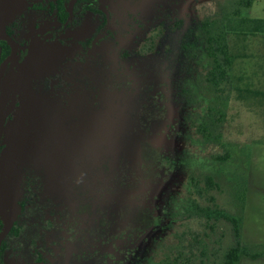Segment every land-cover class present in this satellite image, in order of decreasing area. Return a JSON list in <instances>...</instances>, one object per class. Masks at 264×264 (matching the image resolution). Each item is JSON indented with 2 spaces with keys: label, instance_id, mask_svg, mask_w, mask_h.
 <instances>
[{
  "label": "rangeland",
  "instance_id": "obj_1",
  "mask_svg": "<svg viewBox=\"0 0 264 264\" xmlns=\"http://www.w3.org/2000/svg\"><path fill=\"white\" fill-rule=\"evenodd\" d=\"M235 1L161 0L156 21L147 20L135 30L116 25L118 48L127 45L129 50V56L121 62L124 77L141 90L149 91L146 98L149 110L145 117L152 116L151 119L162 124L159 126V123V132L152 139V132L142 129V123L149 119L134 112L137 133L130 137L126 135L128 144H132L128 154L143 160V168L138 163L137 172L140 171L145 187L135 194L134 204L119 210L120 216L132 226L130 236L117 235L114 241L104 245L102 264H167L179 255L193 264H222L227 251L236 243L233 224L225 219L189 218L184 207L193 201L203 207L210 206L237 217L242 216L244 225L249 197L246 212L248 224L256 228V234L264 240V115L257 109L248 108L246 103L235 100L234 93L230 97L225 84H222V88L226 90L217 92L207 82L205 46L194 38L192 32L205 18L221 14L222 7L230 10ZM167 9H171L169 18L166 17ZM242 13L254 19H264V0H257L251 8H244ZM80 28L75 26L74 33L79 32ZM123 30L127 32L126 35ZM86 31L88 37L94 34L92 26ZM249 44L250 54L259 53L263 47L260 39L252 38ZM256 61H246L247 69L255 70ZM76 65L77 62H71L70 66ZM73 94L55 93L51 97L61 108L68 106L72 110L75 107L72 97L80 99L79 95L75 97ZM120 100V96L115 94L113 105ZM22 108L17 111L22 113ZM118 113L114 111L113 117ZM50 121L34 123V130L28 134L20 136L13 132L9 136L24 137V140H20L23 141L21 145L38 146L36 152L39 156L35 157L34 164H39L44 179L36 182V196L42 199L52 197V204L71 211L74 207H68V199L61 194L58 196L57 189L71 190L77 182L86 186L89 183L88 172L94 165L89 159L88 147L73 139L70 133L54 129L53 118ZM17 128L15 125L6 129L22 134ZM89 132L88 127L79 130V134L85 136ZM124 135L123 130L120 137L123 143L126 141ZM16 141L13 140V143ZM147 141L157 158L155 164L150 162V152L141 146ZM24 154L22 147L10 148L6 172H10L15 164L24 163ZM228 154L230 156L225 161L220 158ZM167 156L174 160L172 166L164 160ZM50 173L52 181L48 178ZM207 176L214 178L220 185L219 189L207 188ZM245 187L248 197L243 210L238 192H243ZM249 188L252 190L250 196ZM50 189L53 192L50 193ZM198 190H203V193L199 194ZM9 192L10 197L5 202L17 208L18 214L17 191L14 189L12 192L11 188ZM37 214H25L24 217L29 219L26 223L28 229H33L36 223L34 231L37 229L38 232L41 226L37 225ZM248 230L251 231L249 226L243 234L242 227V241L250 247H257L260 245L256 244L258 239L252 238ZM94 232L95 227L92 234ZM33 240L37 246L41 245L39 238L30 233L12 237L6 255L7 264L32 263L35 254ZM98 263L96 257L75 262ZM256 264H264V260Z\"/></svg>",
  "mask_w": 264,
  "mask_h": 264
},
{
  "label": "trees",
  "instance_id": "obj_2",
  "mask_svg": "<svg viewBox=\"0 0 264 264\" xmlns=\"http://www.w3.org/2000/svg\"><path fill=\"white\" fill-rule=\"evenodd\" d=\"M68 1L58 0L56 4L57 15L63 23L69 15ZM84 1L78 2L75 9L76 17L71 25L75 27L81 20L91 16H95L99 21L102 18L104 24L96 26L95 35L106 30L105 38L94 45L93 38L79 36L80 38L77 39L74 36L78 33H74L72 39L59 40L54 47L48 48L45 52L48 53L46 56L41 49L28 72L31 74V77L29 74L30 84L17 98V110L23 107L22 102L25 101L26 111L20 114L18 111L14 112L12 120L15 124L33 125L53 118L54 129L70 133L73 139L88 147L89 159L94 165L88 172L89 183L83 186L77 182L71 190L58 187L57 195H63L68 199V207H74L69 211L67 208L61 209L60 206L52 204V197L42 199L41 196H36L37 184L27 181L18 197L21 207V211L17 214L18 219L16 218L15 226L2 246V259L10 249L9 241L12 237L30 233L36 235L41 242V245L37 246L33 240L35 254L32 263L28 262L30 264H75L76 261H86L92 257L98 258V264H102L101 252L104 245L114 241L117 235L130 236L132 226L120 216L119 210L134 204L135 194L145 187V182L140 177V171L137 172L138 163L143 168V160L129 156L128 151L132 144H128L126 135L130 137L137 133L134 112L140 113L144 119H149L150 124L144 121L142 129L145 132H152V139L153 135L159 132V123V126L162 123H158L154 118L151 119L152 116L145 117V113L149 110L146 102L149 91L141 90L138 85L131 84L127 77H124L125 72L121 69V62L129 56V50L127 45L118 48L119 43L115 41V27L121 24L135 30L141 28L147 20L156 21L161 0H120L119 4L117 0H110L112 16L110 29H107L106 16L98 4H87ZM256 1L236 0L230 10L222 7L221 14L213 18H205L192 32L194 38L205 46L207 82L215 87L217 92H224L226 88H222V84H225L228 86L230 97L234 93L235 100L246 103L245 106L253 110L257 109L264 115V19H254L242 13L244 8H251ZM167 10L166 17L169 18L171 9ZM123 33L127 34L125 30ZM252 38L260 39L262 42L263 47L259 53L248 52ZM71 42L72 46H70ZM101 44H103L102 49L99 48ZM252 59L257 60L256 68L250 71L247 69L246 61ZM71 62H77L78 65L71 67ZM33 77L38 80L37 84L33 83ZM67 92L74 93L75 97L79 95L80 98L77 100L72 97L75 105L72 110L68 106L61 108V105L51 97V94H67ZM115 94L121 99L117 105H113ZM86 100L87 105H85ZM114 111L119 112L115 117H113ZM69 113L73 114L71 120L67 118ZM83 114H87V120L83 119ZM58 116L59 120L56 119ZM85 127L89 128L88 136L79 134V130ZM123 130L126 140L124 143L120 141ZM148 141L141 146L150 152V162L155 164L157 158L154 153L152 154ZM21 143L23 141L17 140L11 145L22 147L23 150L32 148ZM33 146L36 149L32 153L25 152L24 160L28 161L27 158H31V162L36 161L35 157L39 156L36 151L39 149L37 144ZM229 156L228 154L220 158L225 161ZM164 160L170 166L174 163V160L168 156L164 157ZM34 165L35 180L44 179L39 164ZM48 178L52 181V173L48 174ZM206 183L208 189L220 187L212 176L206 177ZM198 193L202 194L203 190H198ZM246 198L245 187L243 192H238L243 210ZM48 208L51 209L48 211ZM184 210L189 218L225 219L233 224L236 243L227 251L222 264H239L244 257L250 259L264 257V244L250 247L242 242V216L237 217L210 206L203 207L196 201L184 207ZM24 213L31 216L38 213L36 219H38L37 225L41 226L40 231L37 232V229L34 231V228H37L36 223L33 229H28L26 223L29 219L24 217ZM20 222L23 224L21 225ZM93 227L95 232L92 234ZM1 228L0 219V230ZM181 257L176 256L167 264H193Z\"/></svg>",
  "mask_w": 264,
  "mask_h": 264
},
{
  "label": "flooded vegetation",
  "instance_id": "obj_3",
  "mask_svg": "<svg viewBox=\"0 0 264 264\" xmlns=\"http://www.w3.org/2000/svg\"><path fill=\"white\" fill-rule=\"evenodd\" d=\"M70 1L71 0H69L67 4L69 15L63 23L61 18L57 15L56 4L58 3V0H0V31L6 33L14 44H11L7 40H0V66L15 51V56L8 63L0 85V110L5 113L4 134L2 145L0 146V204L7 205L5 200L10 197L9 190L12 188V192H14L15 189L17 191V205L19 212L21 211V207L18 202V197L20 192H22L23 187L25 188L27 181L31 184H36L37 180H35L34 177L36 173L33 172L36 170V167L34 162H31L32 159L27 158L28 161L23 159L24 163L20 162L19 164H15V167H13L10 172H6L5 164L8 161L7 152L10 148L13 149V147H17L16 145H11L13 140L25 139L24 137L15 138L14 135L7 136L8 131L11 129L6 128H8V126L16 125L18 127L17 129L22 134H28L30 133V130H34L35 127L30 123L21 125V123L15 124L14 120H12L13 113L17 112V98H19L24 92L25 87L30 84L29 80L31 74L28 72L40 50L42 49L46 56L48 54L45 53L46 50L54 47L59 40L72 39L74 26L71 25V23L75 20V9L80 0L77 1L72 16L70 14ZM84 2L87 4H98V7L106 16L105 24L107 25V29L112 28L111 7L109 5L110 0H85ZM117 3L119 4L120 0H117ZM102 8H106L109 13V18ZM100 24H104L102 18L100 21L97 20L95 16L85 18L77 24V26H81V28L80 31L77 32L78 34L75 33L77 35L74 37L77 39L80 38L79 36L93 38V44L97 45L106 36V30L95 35V33H97L96 26ZM89 26H92L94 30V34L90 37H88L89 33L86 31ZM72 44L73 43L71 42L70 46H72ZM123 46L124 45H122V47ZM33 80V83L37 84L38 80L35 79V77H33ZM24 102H22V105ZM26 106V104L23 105V112L26 111ZM69 114L71 115L70 117ZM69 114L67 118L71 120L73 114ZM56 119L59 120L60 117L58 116ZM83 119H88L87 114H83ZM17 148L19 149V147ZM33 149L35 150L36 148L33 146L28 149L25 148L23 151L26 153H32ZM39 168L41 169L40 166ZM7 185H9V187ZM16 218L17 213H15V223ZM0 219L2 221L1 232L4 227V222L1 217ZM6 255L7 253L4 254L2 259L0 251L2 264H7Z\"/></svg>",
  "mask_w": 264,
  "mask_h": 264
},
{
  "label": "water",
  "instance_id": "obj_4",
  "mask_svg": "<svg viewBox=\"0 0 264 264\" xmlns=\"http://www.w3.org/2000/svg\"><path fill=\"white\" fill-rule=\"evenodd\" d=\"M77 1L78 0H71L70 1V14H71V16L73 15L74 7H75ZM102 9L107 14V16L109 18V13L106 10V8H102ZM0 40H7L11 44H13L10 37L6 33H4L3 31H0ZM14 56H15V51L0 66V85H1L2 77H3V75L7 69L8 63L14 58ZM4 118H5V113H4V111L0 110V146L2 145V138H3V134H4ZM11 132L12 133L14 132L15 134L20 135V136L23 135V134H19V133L15 132L13 129H11L8 131L7 136ZM16 211H17V208L15 209V207H13V206H9L8 204L7 205H1L0 204V217L2 218V220L4 222L3 230L0 232V251H1L3 241L8 237V235L10 234V232L12 231V229L14 227ZM0 264H2L1 258H0Z\"/></svg>",
  "mask_w": 264,
  "mask_h": 264
},
{
  "label": "crops",
  "instance_id": "obj_5",
  "mask_svg": "<svg viewBox=\"0 0 264 264\" xmlns=\"http://www.w3.org/2000/svg\"><path fill=\"white\" fill-rule=\"evenodd\" d=\"M251 187V186H250ZM252 190H250V188L248 189V193H249V196H250V192H251ZM252 193V192H251ZM247 197H248V195H247ZM247 202H249V197L247 198ZM247 202H246V209H245V219H244V225H243V234H245V230H246V228L249 226V228L251 229V231L250 230H248L247 232L249 233L250 232V235H252V238H256V239H258V243H256V244H260V245H262V244H264V240L263 239H261L260 237H259V234H256V228H253V226L252 225H249L248 223H249V221H248V219H247V215H246V212H247V208H248V206H247ZM259 239H261L262 240V242L260 243L259 242ZM260 240V241H261ZM243 242V241H242ZM244 243V242H243ZM245 244V243H244ZM244 258H246V257H244ZM260 260H264V257H262V258H258V259H250V258H248V260L247 261H243V259H241V261H240V264H253V263H255L256 264V262H259Z\"/></svg>",
  "mask_w": 264,
  "mask_h": 264
}]
</instances>
